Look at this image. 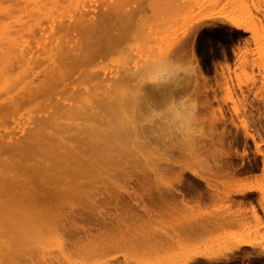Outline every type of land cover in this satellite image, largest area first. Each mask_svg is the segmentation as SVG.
<instances>
[{
    "label": "bare ground",
    "instance_id": "bare-ground-1",
    "mask_svg": "<svg viewBox=\"0 0 264 264\" xmlns=\"http://www.w3.org/2000/svg\"><path fill=\"white\" fill-rule=\"evenodd\" d=\"M74 1L72 10L63 14V9L58 11V8L64 0H25L21 7H8L0 1V125L5 124L4 131L0 132V256H4L14 240L33 242L57 234L60 238L65 232L80 238L82 233L89 236L97 228L103 234L129 235L127 239L134 243L132 246L154 240L163 243L165 234L190 241L192 245L208 243L210 246L217 240L224 241L219 247L213 248L212 253L198 250L187 258L177 259L179 261L176 264H264V245L245 237L248 233L245 227L247 222L242 217L250 210L252 216L260 218L258 207L264 210L261 187L247 184L235 187L231 192L226 190L229 192L226 194L227 200L234 204L224 207V203V209L213 208L195 217L184 214L179 222L176 221L178 216L176 219L173 218L175 215L171 216L175 213L174 208H184L190 203L215 202L221 189L240 180L241 174L244 173V176L254 171L259 163L256 155H246V147L241 154L229 150L222 157L214 154L207 157L205 154L208 151L204 150L208 147L205 148L206 144L200 138L165 143L164 130L166 134L168 131L164 122L157 119L152 122L143 120L142 114L157 115L158 107L175 96L174 89L177 86L175 76L171 78L173 82L167 84L148 85L149 81L146 80L152 73H156V76L164 70L172 74L181 56H193L194 78L201 77L205 89L211 84L210 76L202 68L194 50H190L189 40L181 41L180 44L165 40L164 46L154 42L156 44H151L146 51L143 52L141 47L136 56L131 53L125 57L120 72L113 73L107 67L101 69L95 63L121 46L127 28L131 22L136 23L140 19L145 5L137 3V0L136 3L133 0ZM251 1L258 10L264 5V0ZM146 2L150 7L157 6L156 13L160 11L157 9H161L160 5L175 17L186 13L195 4L196 7L208 5L209 9V5L221 6L220 12L223 9L229 12L227 21L243 31H252L257 59L251 66L256 63L260 68L262 79L258 92L262 90L261 100L264 104V26L255 22L258 19L255 14L252 15L253 7L247 0ZM12 8L17 9V13L13 14ZM7 15L13 17V24L6 21ZM146 31L148 29L137 33L148 39L152 31ZM26 34L35 38L44 36L46 41L40 47L41 41L38 44L40 48L35 51V48H29L21 40L24 37L22 35ZM171 34L167 36L172 37ZM38 45L35 43V47ZM14 66L29 68L28 78L10 77L8 74ZM225 66L221 71L215 70L212 75L215 81L218 80L216 75L223 74L229 68ZM131 81L135 82L128 86ZM211 89L215 88L212 86ZM43 100L48 101L43 102L38 113L32 115L30 120L28 118L29 122L20 118L28 104ZM210 107L205 113L213 129L218 130L221 126L219 132L229 137L232 147L237 145L241 139L236 122L240 112L235 110L233 115L228 114L223 106L214 108L210 104ZM260 108L256 106L259 121L264 116ZM197 109L184 110L182 116L188 120L198 119ZM9 121H14L13 125L12 122L8 125ZM259 121L255 130L259 140L245 123L242 125L245 144H248V137H253L255 153L261 155L264 168V138L258 129ZM232 125L237 130L233 131ZM125 138L126 143L123 142ZM124 144L128 151H122L124 148L121 146ZM187 154H192L207 172H198L187 165L188 158H184ZM239 155L242 158L238 159ZM178 166L185 169L178 178L179 184L172 188H161L159 183L165 182L164 175L179 170ZM250 175L253 174L248 173L244 177ZM258 191L260 194L256 196ZM66 207L70 209L65 211ZM164 214L175 219H171L173 222L165 229L154 230L162 225L156 228L157 225L144 220L156 219ZM92 215L95 220H90L91 224L79 222ZM107 215L116 222L112 223ZM139 220L145 222L138 227L136 222ZM108 223L112 225L106 226ZM237 233L245 234L239 238Z\"/></svg>",
    "mask_w": 264,
    "mask_h": 264
},
{
    "label": "rangeland",
    "instance_id": "rangeland-1",
    "mask_svg": "<svg viewBox=\"0 0 264 264\" xmlns=\"http://www.w3.org/2000/svg\"><path fill=\"white\" fill-rule=\"evenodd\" d=\"M0 1H2V5H7L8 7H11L12 5L14 7H19V6L21 7L22 5L24 6V4H25V0H5V1L0 0ZM133 1H134L133 3L137 2V3H142L143 5H145L144 10H143L144 12L143 11H142L143 13L141 12V17H140V19H143V20L139 19L136 23H134L135 21L131 22L129 27L127 28L128 30H127L126 34H124L122 39H121L122 40L121 46L118 49L114 50L112 53H110V55H108V57L106 56V57L100 58L99 61L104 59V58L105 59L102 60L101 62L97 61L100 64L98 65L96 62L95 63L96 66L101 68V69H102V67L103 68L107 67L110 71L113 70V73L114 72H120V70H122V60L125 57H127L128 55H130L131 53L134 54V56H136L137 50H139V48L140 49L143 48L142 51L144 52L154 42L164 46L165 40H167L168 42H171L174 40L175 42H178V44H180L181 41L189 40L188 46H189L190 50H194L196 56L198 57V59L201 63L202 68L210 76L211 84L206 88L208 90H206L205 87L203 86L204 83H203V80L201 77L198 79L194 78V74H193V71H194L193 70V68H194L193 61H194V59H193V56H192V58L189 55H186L188 57H186L185 55L181 56L180 58H178L177 62L175 63V71H174L175 75H174V72H172V74H171V72L164 70L161 73L160 72L157 73L156 76L154 75L156 73H152L153 74V75L151 74L152 78L150 77L149 80H146V81H149V82H147L148 85H152V84L158 85L161 83L167 84L168 82H173V79H171V78L172 77L174 78V76H175V78L177 77L176 78L177 79V86L174 89L175 96L172 99H169L166 104L164 103L158 107V109H157L158 112L156 113L157 115L151 114V116H150V114H142V116L144 115L143 120L147 121V122H152V121H156L155 119H157L158 121L164 122L165 126L167 127V131H168V134H166V129L164 130V132H165L164 135L166 137L165 143L167 141H168V143H170L171 141L179 143L183 139H185L186 141H189V140H191V138L194 139L195 137H197L198 139L200 138L204 144H206L205 148L208 147L207 149L204 148L205 152L208 151V152H206V154L204 152V154L207 157H212L213 156L212 154H214L215 156H218V157H222V155L226 151H229V150H232L233 152L238 151V153L241 154L244 152L245 147H246V150H247L246 155H249L250 157H254L256 155L258 158L257 160L259 162L258 167L254 171H252V172L249 171V172L245 173V175H247L248 173H250V174L252 173L253 175H250L248 177H244L245 176V175L243 176L244 173L241 174L242 178L240 180H238L236 182H232L228 187L221 189L220 196H219L218 200H216L215 202H207L205 204L204 203L203 204H201V203H195V204L190 203L191 206L189 204L184 208H182V207L174 208L173 211L175 213L171 216L175 215L173 218L178 216V217H176L178 219H176V218L175 219H176V221L179 222L183 219V217H181V215L183 216L184 214H188V216L195 217L198 215H204L213 208H221L222 207L221 209H224V207H227L229 205L234 204V202L227 200L226 194L231 192V190L233 188L241 186V185L252 184V185L261 187V189L263 190L262 193H264V168L262 167V157L260 154L255 153V144H254L253 137H248L247 138L248 144L247 145L245 144V142H244L245 134L243 132V125H242L243 123H245L247 129L251 133L254 134L256 139L259 140V137L255 133L256 126L259 125V123H258L259 111L256 109V106H261L260 111L264 112V104L261 100L262 90H260L258 92V90L260 89V82L262 79L260 68H258V65L256 63H253L254 64L253 67H255V68H253L251 66L252 62L256 61V59H257V55L255 53L256 52V41H255V38L253 36L252 31H243L240 28L236 27L234 24L227 21L226 17L229 16V12H227L225 9H223V11L220 12L222 9L221 6H219L221 8L220 9L219 7H213V6H212L213 7L212 8L209 5V7H210V9H209L208 5L207 6L202 5L200 7H198V5H197V7H198L197 8L195 6L196 5L195 4V5H193V7H190L186 11V13L183 12L185 15L182 16L183 13L178 14L179 19L181 21L183 20L181 22L177 18L178 15H177V17H175L176 15H174L172 12H169V10L167 8L163 7L164 8L163 9L162 6L158 5L161 8V9H157V10H160V11H158L160 13L159 14V13H156L157 11L155 10V8H157V6L150 7L147 5L146 1H148V0H143V2H142V0H137L136 2H135V0H133ZM247 1L252 6V1L251 0H247ZM74 2H75L74 0H68V1L64 0L62 5L59 6L58 11H62L61 9H63L62 14L63 13H69L73 8ZM9 3H10V6L8 5ZM252 7H251L252 8V11H251L252 15L254 16V14H255V18L257 17L256 19H258V20L254 19L255 22H258V24L262 23L264 26V23H263L264 22V17H263L264 16V8H263L264 5L261 7L262 10H261V8H260V10H258L254 6H252ZM191 8L192 9L194 8L195 10L194 9L192 10ZM214 8H216L215 11H214ZM218 8H219V10H217ZM197 9L200 11H197ZM13 10H14L13 14L17 13V12H15V11H17V9H13ZM161 11L162 12L166 11V12H163V14H164L163 15V14H161ZM194 11H195V13H193ZM197 12H198V14H197ZM165 15H167V16H165ZM257 15L259 17L261 16L260 17L261 19L258 18ZM164 17L166 18L165 20L163 19ZM188 17H190L189 20H188ZM173 18H176V19H173ZM5 19H6V21H11V23L13 24V20H14L13 17H10L9 15H7V16H5ZM169 19L171 20V22H170L171 24L168 23V21H170ZM173 20H174V22H173ZM175 20L177 21V23H175L176 22ZM185 20H188V21L184 22ZM163 21L165 22V24ZM138 22L140 24H138ZM142 22H145L146 24L143 23V25H144L143 26L141 24ZM172 24L175 26V28L172 26ZM177 25H180V27H178ZM149 26L152 28V30L155 26V28H157L155 30H157V31H155V30L152 31L149 28ZM176 26H177V28H180V29L178 30L176 28ZM147 29H148V32H149V30L153 32V33L151 32L152 34L150 33V35L148 34L149 36H151L150 38L148 36V39L147 38L145 39L142 36V34L137 33L138 31L141 32V30H147ZM171 29L172 30L174 29L175 33L172 32ZM170 31L173 34L169 33ZM176 32H177V35H176ZM161 33H163V34L161 35ZM167 34H169V35L171 34L172 37L169 35L167 36ZM22 36L27 37V38L23 37L22 39L20 38L21 40L24 41V45L28 46L29 48L30 47L35 48L34 49L35 51H38V49L46 41V38L44 36L41 38L36 37L37 39L39 38L38 40L34 36L29 35V34L22 35ZM177 36H178V38H177ZM182 37H183V40H182ZM168 38L169 39L171 38V39L169 40ZM25 40H28V42ZM30 40H31V42H30ZM149 40H151V43L149 42ZM159 40H161V41H159ZM190 40H192V41L190 42ZM34 42L36 43V45H38L41 42L40 47H39V45L35 47ZM31 43H32V45H31ZM156 43H154V44H156ZM191 46H192V49H191ZM36 48H37V50H36ZM253 50H254V52H253ZM253 53H255V54H253ZM244 54H245V56H244ZM249 57H250V59H252L251 62H250ZM190 58H191V60H190ZM240 59H242V60H240ZM107 61H109V62H107ZM239 61H241V62H239ZM245 61H247L248 63ZM102 62H105L106 64L102 63ZM190 62H191V65H190ZM237 62H238V64H237ZM107 64H109V65H107ZM248 64H250V65L248 66ZM111 65H112V67H111ZM225 65L229 67L228 69L226 68V70H225L226 73L224 72L223 74L216 75L218 80L215 81V77L212 76L213 73L215 72V70L221 71L222 67ZM115 69H117V70H115ZM240 69H242V70H240ZM252 70L254 71V73H252L253 72ZM10 72H9L10 74H8V75L12 78L13 77H22L23 79H26L30 75V69L25 67V66H14V67H12ZM168 72L170 75L168 74ZM246 72H247V74H246ZM38 73H41V71ZM134 82L135 81L129 82L128 86H130V83L132 84ZM84 83H86L87 85H90V83H88V82H84ZM211 85L215 89H211V87H212ZM85 86H83V87H85ZM212 100H214V101H212ZM46 101H48V100H46ZM46 101L43 100L40 103L35 102L37 105L34 103L28 104L26 106L27 109H25V108L23 109V113H22L23 115H21L20 118H24L23 121L29 122L28 118L30 120L32 115L38 113V110H40L39 108L42 107L44 104L43 102H46ZM193 101L197 102V105H198L197 110H199V114H198L199 117H198V119L191 118L192 120L184 119L185 117H183L182 114H185L186 110H191ZM210 104L214 108L215 107L218 108V107L223 106L224 108H226L228 114L235 115V110H238L240 112V117H237L236 122H237V125L239 127L238 129L240 131L241 139L237 145L232 147L230 142L228 141L229 137L223 136V134H221V132H219V130L221 129V126L218 127V130L213 129V127L211 126L210 121L208 120V117L206 114L207 113L206 111H209V109L211 108ZM207 107H209V108H207ZM27 114L28 115L30 114V115L28 116ZM148 115H149V117H148ZM147 118L150 120L148 121ZM145 119H147V120H145ZM11 122L13 125L14 121H9L8 125ZM259 122H260V126L258 129L260 130L261 135L264 138V116L260 119ZM1 126H2V128H1ZM232 126H233L232 127L233 131L237 130V128L234 125H232ZM4 127H5V124L0 125V132L4 131ZM125 140H127V138L124 139V141H123L124 143H126ZM125 145L126 144L121 146L124 148V150L122 149L123 152L129 150V149H127V147ZM262 145L264 147V143ZM118 150H119V148H118ZM122 151H120V152H122ZM178 158H180V156H178ZM184 158H188L187 159V162H188L187 165H190L192 167V169H194L198 172H201V173L207 172V170L203 166L200 165L198 160L192 154H189V155L187 154V156H185ZM240 158H242V157L239 155L238 159H240ZM183 169L184 168L180 169V167H179L180 171L178 169L176 171V169H175L172 173L165 174L164 178H163L165 180V182H160L159 183L160 187L166 189V188H172L174 186H177L179 184L178 178L180 179V176L182 175V173L185 172L184 171L185 169L184 170ZM179 172H181V173H179ZM178 174H179V176H178ZM187 174H190V173L187 172ZM226 190H228L229 192L227 193ZM223 192H226V193L224 194ZM259 194H260V192L258 191V192H256L255 195L259 196ZM224 203L226 206H224ZM254 203H257V200H254ZM65 209H64L65 211H68L70 209V207H66ZM105 209H108V208H105ZM180 211L182 214L179 213ZM258 214L260 215L259 219L252 216L250 210H248L247 214H244L242 216L243 220L245 222H247L245 224L246 225L245 227H246L248 233L245 235V237L250 238L256 242L258 241L257 243H259L260 245H262V244L264 245V210H263V208L258 207ZM165 215L168 216V214H164V215L160 216L159 218L157 217L156 219L153 218V219H144V220L146 222L152 223L153 225L155 224V226L157 225L156 228L160 227L162 225L160 228H157L154 230L165 229L166 227L171 225V222H173L175 220L173 218H170L171 217L170 215L168 217H166ZM163 216H165V217H163ZM245 216H246V219L244 218ZM107 217H108V215H107ZM108 218L112 223L116 222L115 219H113V220L110 219L111 218L110 216ZM167 218H169V219H167ZM93 219L95 220V216L92 215V216H90V218L86 217L84 219H80L79 222L89 225V224H91V221L92 222L94 221ZM161 219H162V221H161ZM144 220H142V221L139 220L138 222H136L137 223L136 225L139 227L141 224H143L145 222ZM159 222H160V224H158ZM162 222L165 224H162ZM167 222H169V224ZM112 223H108V225H106V226H110V225H112ZM166 224H167V226H166ZM103 228H101V229H103ZM236 228H238V227H236ZM99 231H101V230L94 228V230L92 231V233L94 232L93 234L91 233L88 236V235H84L82 233L81 234L82 236L80 238L78 237L79 239L77 237H72L73 235L70 234L69 232H65L64 234H61V235L59 234L60 238L65 237L63 239L58 238V234H57V235H52V237L48 236L46 238H39V240H35L33 242H28L27 240H24V239L14 240V241H12L11 246L9 247L8 251H6V253L8 255L6 253H4V256H0V264H50V262L53 263L54 261H55L54 262L55 264H176V262H178L180 259L187 258V257L193 255L194 253L198 252V250H202V251L207 252V253H212L214 251V250L212 251L213 248L219 247L224 242L223 240H217V243L215 241L210 246H208V243H206V244L200 243L201 245L200 244L192 245L190 243V241L180 239L179 237H176L172 234H170L169 236H167L165 234V236H167V237L164 236L165 241L163 240L164 241L163 243H156V241L154 240V241H149L150 243L144 242V243H141L139 245L135 244L134 246H132L134 243H132L131 241H129L127 239L129 235L124 237L121 234H117V235L103 234V233H100ZM241 234L242 233H237V236L242 237L245 233L242 235ZM87 236H88V238H87ZM69 237H71V238H69ZM55 238H57V239H55ZM75 238H76V240H75ZM89 238H91V239H89ZM67 239H68V241H67ZM69 239H71L73 242L71 240L69 241ZM129 243H130V245H129ZM14 245H16V246H14ZM182 245H184V246H182ZM145 246H147V247H145ZM12 247H14V249ZM248 247L251 248L250 246H248ZM190 248H192V249H190ZM5 255H7V256H5ZM164 257H166V258H164ZM177 259H179V260H177ZM52 260H53V262H52ZM167 260H168V262H167ZM173 260H174V262H173ZM58 261H59V263H58ZM248 264H251V263H248Z\"/></svg>",
    "mask_w": 264,
    "mask_h": 264
},
{
    "label": "clouds",
    "instance_id": "clouds-1",
    "mask_svg": "<svg viewBox=\"0 0 264 264\" xmlns=\"http://www.w3.org/2000/svg\"><path fill=\"white\" fill-rule=\"evenodd\" d=\"M197 107H198L197 102L196 101H193L192 108L195 110V109H197Z\"/></svg>",
    "mask_w": 264,
    "mask_h": 264
}]
</instances>
